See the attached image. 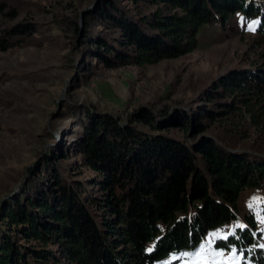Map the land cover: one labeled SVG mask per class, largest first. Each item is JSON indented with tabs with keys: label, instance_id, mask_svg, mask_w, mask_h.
Masks as SVG:
<instances>
[{
	"label": "trees",
	"instance_id": "1",
	"mask_svg": "<svg viewBox=\"0 0 264 264\" xmlns=\"http://www.w3.org/2000/svg\"><path fill=\"white\" fill-rule=\"evenodd\" d=\"M97 1L84 13L83 27L75 19L70 23L79 36L80 56L106 68L190 52L202 25L227 23L238 12L254 21L264 38L259 0ZM0 15L16 14L0 1ZM34 31L23 21L1 27L0 50L19 45ZM203 94L205 104L198 110L170 113L163 107L155 113L142 106L128 121L95 106H69L80 130L72 141L64 130L65 141L40 156L26 182L0 207V264H152L193 249L207 230L234 221L246 188L263 190L264 217V156L233 150L207 135L194 138L206 131L204 119L210 124L246 112L258 124L264 66L229 72ZM170 126L187 139L191 131L192 141L161 133ZM72 151L92 170L91 178L74 177L61 163ZM244 217L243 227L215 245L264 264L255 213Z\"/></svg>",
	"mask_w": 264,
	"mask_h": 264
},
{
	"label": "rangeland",
	"instance_id": "2",
	"mask_svg": "<svg viewBox=\"0 0 264 264\" xmlns=\"http://www.w3.org/2000/svg\"><path fill=\"white\" fill-rule=\"evenodd\" d=\"M0 1L16 14L12 18L0 15V28L22 21L35 28L19 45L0 50V207L26 182L40 156L65 141L64 130L71 141L80 130L69 115V106H95L122 121L142 106L155 113L163 107L170 113L175 109L192 112L205 104L203 93L220 77L252 65L264 66V38L256 32L254 21L239 12L227 23L202 25L197 46L190 52L152 64L106 68L90 56H80L79 36L70 23L75 19L83 27L84 11L93 9L97 0ZM257 118L258 124L244 112L210 124L204 119L206 131L194 138L207 135L233 150L264 156V111ZM134 125L148 130L140 123ZM161 133L192 141L191 131L187 139L175 126ZM61 163L74 177L87 180L93 176L76 151ZM262 199V189L242 190L234 221L207 230L193 249L152 264H254L234 248L215 245V240L243 227L245 213L252 210L264 247Z\"/></svg>",
	"mask_w": 264,
	"mask_h": 264
},
{
	"label": "water",
	"instance_id": "3",
	"mask_svg": "<svg viewBox=\"0 0 264 264\" xmlns=\"http://www.w3.org/2000/svg\"><path fill=\"white\" fill-rule=\"evenodd\" d=\"M88 10H89V9L85 10L84 13L87 12ZM84 13H83V14H84Z\"/></svg>",
	"mask_w": 264,
	"mask_h": 264
},
{
	"label": "snow or ice",
	"instance_id": "4",
	"mask_svg": "<svg viewBox=\"0 0 264 264\" xmlns=\"http://www.w3.org/2000/svg\"><path fill=\"white\" fill-rule=\"evenodd\" d=\"M225 239H226V237H225Z\"/></svg>",
	"mask_w": 264,
	"mask_h": 264
}]
</instances>
